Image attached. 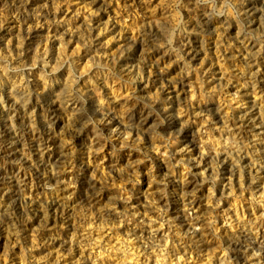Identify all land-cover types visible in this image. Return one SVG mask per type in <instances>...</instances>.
<instances>
[{"label": "rangeland", "instance_id": "1", "mask_svg": "<svg viewBox=\"0 0 264 264\" xmlns=\"http://www.w3.org/2000/svg\"><path fill=\"white\" fill-rule=\"evenodd\" d=\"M263 87L264 0H0V264H264Z\"/></svg>", "mask_w": 264, "mask_h": 264}, {"label": "bare ground", "instance_id": "2", "mask_svg": "<svg viewBox=\"0 0 264 264\" xmlns=\"http://www.w3.org/2000/svg\"><path fill=\"white\" fill-rule=\"evenodd\" d=\"M254 56H257V53H254ZM240 55H233L232 59L237 60L239 59ZM206 62L208 60L206 59ZM251 65H240L237 70L241 71H246L247 69L251 68ZM210 69H213V66L210 67ZM236 79L243 80L245 79V76H235ZM255 79L253 77L249 78V82L253 83ZM233 89L235 90V94L232 96V99H238L241 98L242 96H246L251 98L252 93L248 91V89H240L238 88V85H235L232 83L229 88L228 92L232 91ZM259 93H264V87L259 89ZM230 113V111H228ZM114 122V118L107 117L106 119H103L101 122V127L104 130H110V134L112 136L117 137V134L119 132L118 128H112V124ZM197 123V120H194V124ZM237 134L244 136L247 140H245L246 143L251 144V148L246 147L243 150V153H245V157L249 156V159H245L246 161H249L248 163V172L252 173L255 177L261 178L260 175L264 172V162L261 163L262 161L260 160V156L262 155L261 149L263 148L262 145V134H264V122L260 118H256L253 114H248L243 116L240 119V126L237 128ZM240 137V136H239ZM189 140V139H188ZM16 142H13L12 147H7L6 148V154L8 157L14 156L15 148H16ZM98 144V142L96 143ZM107 146H105L104 150L106 151ZM195 150V147H193V143L189 141V144L186 147H182L178 149V151L182 154L187 153L188 151ZM99 154H101L99 152ZM107 153H104L102 156H106ZM133 165L137 166V164L134 163L132 160ZM207 165L209 171H213L215 166L219 168L221 178L223 180H227L230 178V176L234 173L235 171V164L233 161L229 158L228 155H226L225 152L221 153V157L218 161L213 160V156L211 154H198L193 157L192 159V165L193 167H198L200 165ZM260 185V180L255 183V186Z\"/></svg>", "mask_w": 264, "mask_h": 264}]
</instances>
